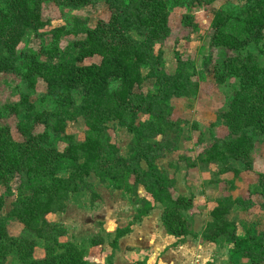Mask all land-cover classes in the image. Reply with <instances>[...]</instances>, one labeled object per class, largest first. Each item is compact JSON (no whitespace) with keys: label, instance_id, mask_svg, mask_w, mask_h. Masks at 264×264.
I'll list each match as a JSON object with an SVG mask.
<instances>
[{"label":"trees","instance_id":"1","mask_svg":"<svg viewBox=\"0 0 264 264\" xmlns=\"http://www.w3.org/2000/svg\"><path fill=\"white\" fill-rule=\"evenodd\" d=\"M99 1L106 4L107 18L91 26L85 15ZM217 0H0V80L10 76L25 80L34 88L38 79L46 83L42 101L50 107L38 108L29 95L22 93L16 102L0 105V211L6 196L15 194L10 182L19 180L18 194L11 209L0 213V264H86L88 247L102 245L104 237L94 235L88 246L60 238L67 230L48 214L63 213L69 198L83 191L91 194V205L100 199L95 184L100 183L137 197L140 186L145 196L137 200V212L127 225L118 227L110 246L132 231L133 225L159 203L166 231L182 241L192 230L184 211L194 207L185 195L174 197L177 179L158 165V159L179 145L185 121L174 119L175 100L193 99L200 89L194 63L176 50L173 72L165 66L164 50L157 43L172 31L171 7L184 8L182 23L192 32L199 29L195 10ZM55 6L70 12L65 24L48 30L52 43L40 51L21 48L28 33L47 34L52 25L48 8ZM264 6V0H241L236 9H219L213 21L211 48L221 54L213 61L210 52L204 66H212L216 83L225 84L234 77L238 87L225 107L217 112L213 126L223 124L228 133L213 137L192 163L220 165L219 173L254 169L253 151L258 139L264 142V65L249 51L253 42L262 41L264 57V18L251 22L246 36L224 33L231 16L253 20L252 10ZM255 20V19H254ZM62 35H73L69 46L61 47ZM100 60L86 62L88 58ZM147 80L153 87L141 89ZM17 117L22 135L15 139L9 116ZM83 118L84 139L67 131L69 121ZM125 127L134 138L133 151L123 155L112 143L109 122ZM38 126L43 130L37 131ZM65 144L60 149L57 143ZM142 162L146 165L143 167ZM258 193L264 197V173H259ZM201 237L230 244L229 264H264V231L238 233V223L229 218L235 206L244 210L255 205L252 198L232 195L216 198ZM264 210V200L259 203ZM11 222L23 224L19 234L9 231ZM38 239L44 242V256L36 257Z\"/></svg>","mask_w":264,"mask_h":264},{"label":"rangeland","instance_id":"2","mask_svg":"<svg viewBox=\"0 0 264 264\" xmlns=\"http://www.w3.org/2000/svg\"><path fill=\"white\" fill-rule=\"evenodd\" d=\"M240 3L241 0H217L209 7L196 9L195 17L199 29L195 32H192L191 28L182 23L184 8L171 7V34L160 40L156 49L162 48L164 50L165 66L168 72H173L176 68V50L181 52L184 59L191 60L199 73L200 89L197 97L193 99L175 100L176 110L173 112V118L183 119L185 123L178 147L173 152L167 153L165 157L160 158L158 165L176 177L177 191L174 190V197L185 194V196L193 199L194 207L184 211L188 217H191L190 212H211L216 204V198L220 196L232 195L233 197L252 198L255 202L254 206L246 210L240 206H235L232 213L229 214V218L238 223V233L245 235L264 231V210L259 207V203L264 200V197L258 193L259 187L257 186L259 173H264L263 140L258 139L254 148L253 170H243L239 162L234 160L235 166L240 170L239 175L233 171L220 174L218 172L220 165L216 163H197V165L192 163L212 143L214 136L223 137L228 133L225 125L213 126L212 123L216 120L217 112L226 106L232 92L238 87L237 79L232 77L228 83H216L212 75V66L206 68L204 62L210 52L214 54L213 61L221 54L219 48H211L210 46L216 11L219 9H236ZM47 11L52 16V25L45 29L47 34L36 37L32 33H28L20 44L21 48L40 51L42 48L48 47L52 43V36L48 30L65 24L66 17L70 13L55 6H50ZM82 12L91 18V26L95 25L99 18L109 16L103 1H99L95 6L88 7ZM252 17L253 20H248L231 16L227 26L223 28L224 33L229 36H246L252 30L251 22H259L264 18V6L252 10ZM75 38L73 35H62L59 45L61 47L69 46ZM261 46L262 41L253 42L249 51L256 56L260 65H264ZM96 60H100V58H88L86 62ZM152 87L153 81L147 80L141 89L147 91ZM45 91L46 83L41 78L32 88L25 80L10 76V79L0 80V105L16 102L22 93H26L38 108L50 107L49 101L44 102L41 99ZM5 122L11 126L15 139L21 140L22 135L17 128V117L15 115L9 116ZM108 124L112 143L119 146L123 155L130 154L134 148L133 135L125 127L119 126L114 121ZM41 130H43V126H38L37 131ZM85 130L83 118L68 122L67 131L76 134L79 139H84ZM56 145L60 149L65 147V144L60 142ZM89 179L95 184L96 191L101 196L93 206L91 205L90 192L83 191L69 198L65 212L48 214V218L59 222L66 228L67 233L60 238L61 241L70 240L88 246V241L94 235L100 234L104 237L102 245L88 247L86 264H130V260L124 258L123 254L117 253V255L112 251L114 248L110 246V240H113L112 238L115 236L112 226L119 219H115V215H108L105 212H137V200L146 195L144 188L140 186L137 197H130L120 190L113 189L108 184L100 183L94 175H91ZM10 185L15 194L6 196L4 207L0 211L3 214L11 209L12 202L17 197L19 180L13 179ZM5 188L4 185H0V194L5 191ZM158 206L161 209V205ZM101 216L105 220V224L104 221L98 219ZM206 224L199 233L203 232ZM22 229L23 224L19 222H11L9 225V231L12 234H19ZM216 244H223L222 248L230 247V244L224 239H219ZM132 252L131 250L126 255L131 256ZM35 256L38 258L44 256V242L41 239H38ZM12 262L13 260L9 258L7 264H12Z\"/></svg>","mask_w":264,"mask_h":264},{"label":"crops","instance_id":"3","mask_svg":"<svg viewBox=\"0 0 264 264\" xmlns=\"http://www.w3.org/2000/svg\"><path fill=\"white\" fill-rule=\"evenodd\" d=\"M142 165L146 168L144 162ZM174 190L177 191V185ZM158 205L161 204L158 203L148 215L136 222L130 233L119 238L118 248L112 250L115 254H123L124 258L130 260V264H229V248H222L223 244L203 239L199 233L207 221L211 220L210 212H190L191 227L198 236L189 234L179 241L178 237L166 231L161 220L162 206L160 209ZM105 213L119 219L112 226L115 235L116 229L132 221L136 212ZM98 219L105 224L102 216ZM131 250V256L126 255Z\"/></svg>","mask_w":264,"mask_h":264}]
</instances>
